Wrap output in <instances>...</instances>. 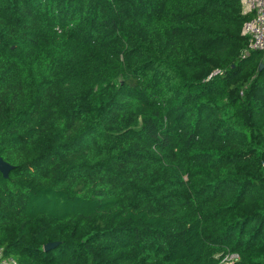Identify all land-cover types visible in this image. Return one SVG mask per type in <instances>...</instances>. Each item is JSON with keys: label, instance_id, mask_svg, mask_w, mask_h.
Returning <instances> with one entry per match:
<instances>
[{"label": "trees", "instance_id": "16d2710c", "mask_svg": "<svg viewBox=\"0 0 264 264\" xmlns=\"http://www.w3.org/2000/svg\"><path fill=\"white\" fill-rule=\"evenodd\" d=\"M247 20L240 0H0V250L264 264V56Z\"/></svg>", "mask_w": 264, "mask_h": 264}, {"label": "built area", "instance_id": "2783aa9c", "mask_svg": "<svg viewBox=\"0 0 264 264\" xmlns=\"http://www.w3.org/2000/svg\"><path fill=\"white\" fill-rule=\"evenodd\" d=\"M240 5L248 19L242 29V34L249 39L247 50L259 52L264 56V0H240ZM219 74L220 72H216L214 75ZM235 261L236 257L232 256L224 259L223 263L233 264ZM0 264L19 263L14 257L5 255L3 250H0Z\"/></svg>", "mask_w": 264, "mask_h": 264}, {"label": "water", "instance_id": "95a60500", "mask_svg": "<svg viewBox=\"0 0 264 264\" xmlns=\"http://www.w3.org/2000/svg\"><path fill=\"white\" fill-rule=\"evenodd\" d=\"M262 70H263V65H261V67H260V71H262ZM13 169H14V167L11 166L10 164L6 163V162L2 159V157L0 156V174H2V176H3L5 179L9 178V175H10V173H11V171H12ZM56 246H57L56 243H50V244H48V245H46V246L44 247V251L49 252V251L55 249Z\"/></svg>", "mask_w": 264, "mask_h": 264}, {"label": "rangeland", "instance_id": "374dc122", "mask_svg": "<svg viewBox=\"0 0 264 264\" xmlns=\"http://www.w3.org/2000/svg\"><path fill=\"white\" fill-rule=\"evenodd\" d=\"M223 261L221 260V262L219 264H221ZM223 264H230V263L229 262H224Z\"/></svg>", "mask_w": 264, "mask_h": 264}]
</instances>
